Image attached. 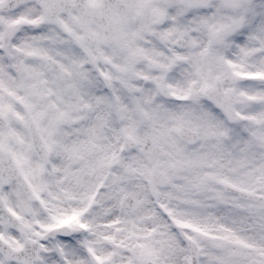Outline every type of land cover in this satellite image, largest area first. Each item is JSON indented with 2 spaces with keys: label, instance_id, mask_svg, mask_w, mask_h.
<instances>
[{
  "label": "snow or ice",
  "instance_id": "obj_1",
  "mask_svg": "<svg viewBox=\"0 0 264 264\" xmlns=\"http://www.w3.org/2000/svg\"><path fill=\"white\" fill-rule=\"evenodd\" d=\"M0 264H264V0H0Z\"/></svg>",
  "mask_w": 264,
  "mask_h": 264
}]
</instances>
